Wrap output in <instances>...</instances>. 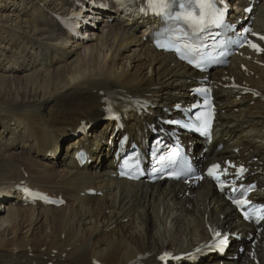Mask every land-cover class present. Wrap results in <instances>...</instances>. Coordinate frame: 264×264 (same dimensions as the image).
<instances>
[{
  "label": "bare ground",
  "instance_id": "1",
  "mask_svg": "<svg viewBox=\"0 0 264 264\" xmlns=\"http://www.w3.org/2000/svg\"><path fill=\"white\" fill-rule=\"evenodd\" d=\"M74 1L0 0V264H163V254L184 255L169 264H264V231L255 229L253 240L240 241L247 250L237 257L203 254L217 231L250 226L210 181L114 175L110 152L119 123L107 115L117 107L115 92L145 102L142 115L129 113L126 131L147 139L146 121L186 104L204 75L144 38L150 21L129 12L130 0H92L99 8L87 5L93 14L83 15L93 19L75 39L56 18ZM239 2L230 18L262 32L264 0ZM242 53L210 75L224 110L215 140L226 148L205 155L206 163L239 145L264 160V54ZM91 143L92 160L80 167L76 145ZM18 184L66 203L23 206L22 194L12 192Z\"/></svg>",
  "mask_w": 264,
  "mask_h": 264
},
{
  "label": "snow or ice",
  "instance_id": "2",
  "mask_svg": "<svg viewBox=\"0 0 264 264\" xmlns=\"http://www.w3.org/2000/svg\"><path fill=\"white\" fill-rule=\"evenodd\" d=\"M225 0H220L223 4ZM149 7L156 12L158 15H167L166 9L170 8L171 5L169 0H147ZM179 8L181 11L176 12L174 16L169 18L176 21H182L183 24L187 25L188 31L184 28L177 27L171 30V33L166 36V38L161 41H157L158 47L164 48L165 50H173L181 59L188 60L189 63H194L196 67L201 66V62L205 59L210 58V54H205L202 49L207 47V45L202 43V33L208 32V30L215 27H230L224 24V16L226 12L225 7H218L216 0H182L179 3ZM144 9H141L143 11ZM250 31V29H245V32ZM211 38V37H210ZM260 39L264 40V36ZM223 46V42H221ZM249 46L256 50L257 52H264V48H260L255 43L249 41ZM199 57V59H195ZM202 119L205 129L211 125V114H201L197 117ZM170 159V158H169ZM235 167V165H230ZM220 169L219 164H214L208 169V176L219 181L220 177L217 174ZM227 170L225 169V172ZM245 169L243 166L239 168V174L242 175ZM223 187V184H221ZM235 203L242 210L245 206L250 205V201L241 199H234ZM264 211V208L257 206L256 208H250L248 211H244L243 215L245 219H250L251 215L257 214ZM264 219V216L260 217ZM216 235H220L216 233ZM225 241L221 240L219 243L223 244ZM167 256V254H165ZM164 259V257H161Z\"/></svg>",
  "mask_w": 264,
  "mask_h": 264
},
{
  "label": "rangeland",
  "instance_id": "3",
  "mask_svg": "<svg viewBox=\"0 0 264 264\" xmlns=\"http://www.w3.org/2000/svg\"><path fill=\"white\" fill-rule=\"evenodd\" d=\"M100 2H101V1H100ZM109 20H110V19H109ZM98 21H99V20H98ZM96 23H97V22H96ZM102 25H104V24H102ZM85 31H87V29H86ZM85 31H84V32H85ZM73 138H75V137H72V139H73ZM72 139H70V140H72Z\"/></svg>",
  "mask_w": 264,
  "mask_h": 264
}]
</instances>
